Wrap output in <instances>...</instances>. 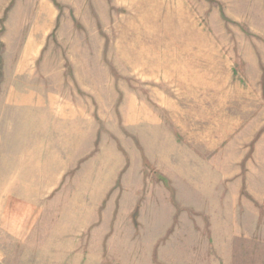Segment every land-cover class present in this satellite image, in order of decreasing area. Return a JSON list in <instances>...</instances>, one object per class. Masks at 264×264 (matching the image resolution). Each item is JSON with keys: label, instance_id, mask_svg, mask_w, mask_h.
<instances>
[{"label": "rangeland", "instance_id": "rangeland-1", "mask_svg": "<svg viewBox=\"0 0 264 264\" xmlns=\"http://www.w3.org/2000/svg\"><path fill=\"white\" fill-rule=\"evenodd\" d=\"M0 243L264 264V0H0Z\"/></svg>", "mask_w": 264, "mask_h": 264}, {"label": "crops", "instance_id": "crops-1", "mask_svg": "<svg viewBox=\"0 0 264 264\" xmlns=\"http://www.w3.org/2000/svg\"><path fill=\"white\" fill-rule=\"evenodd\" d=\"M3 226H4V225H3ZM1 228H4V227L1 226ZM2 234L4 235V234H5V231L2 232ZM10 243H11V242H10ZM12 243H13L14 245H16V244L21 245V243H19V242H12ZM1 248L6 249V246H5L4 244L0 243V252H1V250H2ZM1 255H2V254L0 253V261H2V260L5 259V258L3 259V257H1ZM1 258H2V260H1Z\"/></svg>", "mask_w": 264, "mask_h": 264}]
</instances>
